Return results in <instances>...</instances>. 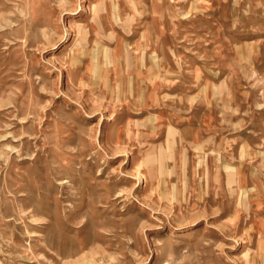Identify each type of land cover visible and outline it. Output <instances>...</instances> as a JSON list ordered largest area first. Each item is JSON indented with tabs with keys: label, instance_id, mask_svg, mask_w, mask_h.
<instances>
[{
	"label": "rangeland",
	"instance_id": "374dc122",
	"mask_svg": "<svg viewBox=\"0 0 264 264\" xmlns=\"http://www.w3.org/2000/svg\"><path fill=\"white\" fill-rule=\"evenodd\" d=\"M0 264H264V0H0Z\"/></svg>",
	"mask_w": 264,
	"mask_h": 264
}]
</instances>
